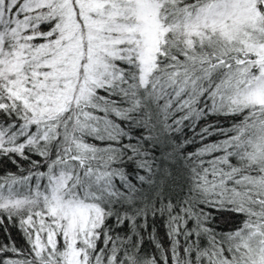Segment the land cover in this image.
Returning <instances> with one entry per match:
<instances>
[{
	"label": "snow or ice",
	"instance_id": "obj_1",
	"mask_svg": "<svg viewBox=\"0 0 264 264\" xmlns=\"http://www.w3.org/2000/svg\"><path fill=\"white\" fill-rule=\"evenodd\" d=\"M0 264H264V0H0Z\"/></svg>",
	"mask_w": 264,
	"mask_h": 264
},
{
	"label": "trees",
	"instance_id": "obj_2",
	"mask_svg": "<svg viewBox=\"0 0 264 264\" xmlns=\"http://www.w3.org/2000/svg\"><path fill=\"white\" fill-rule=\"evenodd\" d=\"M211 139H214V138H211ZM220 226L221 227H225V221L222 219L220 220ZM163 234V229H161V235ZM13 236L19 241V234L15 232V230H13ZM22 243V242H21Z\"/></svg>",
	"mask_w": 264,
	"mask_h": 264
}]
</instances>
